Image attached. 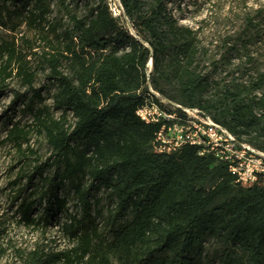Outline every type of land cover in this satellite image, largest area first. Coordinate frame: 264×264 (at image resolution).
Returning <instances> with one entry per match:
<instances>
[{
	"label": "trees",
	"instance_id": "trees-1",
	"mask_svg": "<svg viewBox=\"0 0 264 264\" xmlns=\"http://www.w3.org/2000/svg\"><path fill=\"white\" fill-rule=\"evenodd\" d=\"M53 1L0 0V96L14 79L32 91L25 104L32 122L13 124L6 136L22 164L9 182L19 200L13 217L45 231L64 213L69 245L27 250L9 239L0 242V256L12 248L20 264H212L211 238L221 264H264V175L243 186L227 162L196 145L156 151L159 125L136 114L154 98L152 88L264 151V70L217 90L199 69L196 31L166 0H120L121 16L109 0H71L84 2L82 15L58 0L62 17L52 16ZM39 72L55 88L59 116L34 86ZM161 81L177 85L179 99L160 92ZM33 134L51 147L44 159L30 144ZM68 192L76 212H69Z\"/></svg>",
	"mask_w": 264,
	"mask_h": 264
},
{
	"label": "rangeland",
	"instance_id": "rangeland-1",
	"mask_svg": "<svg viewBox=\"0 0 264 264\" xmlns=\"http://www.w3.org/2000/svg\"><path fill=\"white\" fill-rule=\"evenodd\" d=\"M64 1V4L71 3V0ZM166 1L169 10L178 21L196 31L203 48L199 57V69L216 81L214 85L217 90H220L234 77L247 82L256 74L257 68L264 70V0ZM63 5L58 0H54L52 16L62 17L64 15ZM69 5L80 15L85 11L83 1H75ZM260 8L263 9V12L258 15L257 12ZM251 18L254 21L253 25L248 23ZM24 29L23 27L21 30ZM3 33L4 31L0 28V34ZM28 34L32 35L30 32ZM240 35L243 36L244 41H239L236 44ZM244 42H246V46H244ZM245 54L254 56L255 61L249 63L247 57L242 60L240 56ZM228 61L231 63L229 64ZM150 68L154 70V65H151ZM161 82V91L158 89L160 92L171 98L179 99L177 85ZM34 86L41 89L44 97L43 103L50 106V110L55 116H59L61 110L53 107L55 88L48 83L43 72L38 73ZM31 94L32 91L14 79L4 94L0 96V230L3 231L1 236L5 238L0 242L5 245L10 239L14 248L27 250L45 242L51 248L61 249L69 245L68 239L63 236L61 230L62 222L66 218L64 213H56V219H53L45 231L19 225L16 223V218L13 217L19 200L14 197L15 194L9 182L14 179L22 164L18 162V154L12 144L6 140V136L13 124L23 125L32 122V116L25 109V104L29 102ZM34 104L40 106L38 102ZM68 121L74 122L71 112L68 113ZM30 144L42 159L51 153V147L42 135L33 134L30 137ZM258 144L264 148L263 141ZM67 194L69 212H76L78 206L73 192ZM101 194L99 193V195ZM205 248L207 252L211 253L212 264H221L216 256V250L220 249V244L209 238L205 242ZM14 250L10 248L4 256H0V264H20ZM115 264L119 263L115 261Z\"/></svg>",
	"mask_w": 264,
	"mask_h": 264
},
{
	"label": "built area",
	"instance_id": "built-area-1",
	"mask_svg": "<svg viewBox=\"0 0 264 264\" xmlns=\"http://www.w3.org/2000/svg\"><path fill=\"white\" fill-rule=\"evenodd\" d=\"M109 5L114 16L123 14L120 0H109ZM148 65L150 68L152 61ZM150 90L157 100L151 98L136 114L147 123L159 125L154 141L156 151L174 152L185 144L196 145L201 154L213 153L227 162L230 172L243 186L264 175V151L239 139L202 109L185 106Z\"/></svg>",
	"mask_w": 264,
	"mask_h": 264
}]
</instances>
